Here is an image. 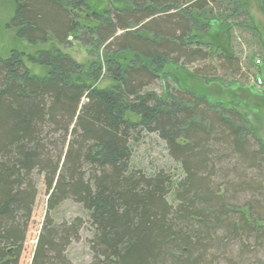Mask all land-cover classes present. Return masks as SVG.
Wrapping results in <instances>:
<instances>
[{"label":"trees","instance_id":"1","mask_svg":"<svg viewBox=\"0 0 264 264\" xmlns=\"http://www.w3.org/2000/svg\"><path fill=\"white\" fill-rule=\"evenodd\" d=\"M9 1L5 28L43 48L0 52V264H74L83 229L89 264H264V94L247 87L264 48L249 0ZM216 30L230 44L253 33L254 53ZM70 41L90 59L55 45ZM150 135L167 161L135 168ZM67 202L76 216L59 215Z\"/></svg>","mask_w":264,"mask_h":264},{"label":"rangeland","instance_id":"2","mask_svg":"<svg viewBox=\"0 0 264 264\" xmlns=\"http://www.w3.org/2000/svg\"><path fill=\"white\" fill-rule=\"evenodd\" d=\"M89 1L91 2L92 5H96L100 9L102 8L105 9L114 3V0H89ZM12 13H13L12 3L9 0H0L1 54L6 57L11 50H18L26 55V54H32L36 50L43 48L40 46L31 47L26 45L25 43H22L21 41L16 39L15 32L13 30L5 28L7 22L12 17ZM249 13L252 16L253 24L256 28V32H257L256 35L259 36L262 46L264 48V15L259 11L256 2H254V0H249ZM246 30L249 32L248 29ZM248 32L242 33L243 38L241 37L236 40L232 39L231 44L229 43V39H227V36H224V34L221 33L220 31L217 32V30L214 31L213 33H209V38L211 39V41L219 43L220 45L223 43L222 40L225 39L224 45H226V47L229 48V46L231 45L232 49H234L235 51L241 50V52H243L242 57L244 56L250 57L254 52H252V49L248 48L246 43L249 44L250 41L253 42V38L251 37V34L253 33L249 35ZM238 33L237 31H234V34L237 35ZM243 40H245L246 43ZM55 45L56 47L59 48V50H61V52L68 54L76 61L81 62L90 59L89 52L87 51V49H85V47H83V45L78 42L70 41L66 45H62V46H58L57 44ZM262 58L264 57L261 58L259 57L256 59H258L261 62ZM24 61H25V65L28 68H30L34 73H38V74L43 73V70L41 68L34 67L29 63H27L26 60ZM258 66H260V72L258 77L256 78V81H254V83L252 81L247 83L249 84L247 87L252 88L255 94H260L263 96L264 64L261 62L258 64ZM101 86H104V83H102ZM162 86H163L162 82L159 81L155 83L152 89H154L156 92L159 93L162 90ZM181 87L193 92H197L199 94H204L211 101L217 100V101H222L226 104L238 105V102L233 96H231L230 93L224 91L222 88H220L218 85L215 84L199 85L194 80L182 79ZM232 87L236 88L238 86L233 85ZM242 109L248 114L250 113V111L247 108H244V106ZM257 109L258 110H256V113L259 114L261 119L263 120L262 126L260 125L261 129L259 130V135L264 139V106ZM249 117L252 120V116L250 115ZM252 124H254L253 121ZM145 142L146 143L144 144L146 145L140 144L139 147L136 148L134 152V159L132 163L135 166V168H145L148 166L160 167L164 163H166L167 159L162 143L156 140L155 137L152 135H150L148 139L145 140ZM40 188L44 190L42 184L40 185ZM61 208L62 209L60 210L59 215H61V213L62 214L64 213L63 216L65 218H67L68 216L73 217L77 215L78 211L73 203L67 202ZM36 229H38V226L31 228L30 232L31 233L37 232ZM88 240H89V234L85 229H83L82 231H80L79 239L71 243L66 254L69 260L72 261V263L89 264L91 258H90V251L88 248Z\"/></svg>","mask_w":264,"mask_h":264}]
</instances>
